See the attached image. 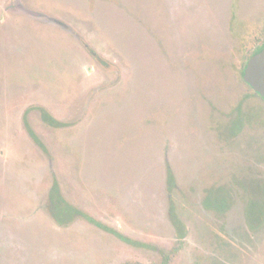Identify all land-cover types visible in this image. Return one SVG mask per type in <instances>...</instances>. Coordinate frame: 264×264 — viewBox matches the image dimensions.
Here are the masks:
<instances>
[{
  "label": "rangeland",
  "instance_id": "374dc122",
  "mask_svg": "<svg viewBox=\"0 0 264 264\" xmlns=\"http://www.w3.org/2000/svg\"><path fill=\"white\" fill-rule=\"evenodd\" d=\"M261 38L264 0H0V264H264Z\"/></svg>",
  "mask_w": 264,
  "mask_h": 264
},
{
  "label": "trees",
  "instance_id": "16d2710c",
  "mask_svg": "<svg viewBox=\"0 0 264 264\" xmlns=\"http://www.w3.org/2000/svg\"><path fill=\"white\" fill-rule=\"evenodd\" d=\"M261 40L263 41L262 44H261V46H257V47H255L254 49H252L251 52H248L247 54L244 55V61L242 62V65H241V71H240L241 76L243 75V70H244V68L246 67V63H247V61L250 59L251 56H253V55L256 54L257 52H259L260 49H261V47L264 45V39L261 38ZM248 50H249V49H247L246 52H247ZM253 94L256 95L255 93H253ZM32 137H33V136H32ZM33 138H34V137H33ZM34 140L36 141V138H34ZM167 182H168V186H169V188H171V187H172V184H173V178H172V174H171L170 172H168V174H167ZM55 197L58 199L57 192H55V193H53V194L50 195L51 201H52V200H56L55 202L59 203V202H58L59 200L55 199ZM52 205H53V207H54L56 204L54 203V204H52ZM250 205H251V204H250ZM250 205H249V207H250ZM212 206L215 207L216 210H220V209H222V207L224 208V206H223V202H222V199H218V198H217V199L214 201V203H213ZM65 208H66V210H68V211L70 210V211L72 212V215H73V216H75V217H82V218H84L85 220H87L88 222L93 223V224L97 225L98 227L102 228L103 230L110 232L111 234L115 235L116 237H118L119 239L123 240L124 242H126V243H130V244H133V245H135V246L137 245L136 243H134V242L131 241L130 239H128V238H126V237L120 235L117 231H115V230H113V229H110V228H108V227H105V226L100 225V224H99L98 222H96L94 219H92L91 217L85 215L84 213H81L79 210H75V209L71 208V207L68 206V205H67ZM70 211H69V212H70ZM170 213H171V221H172L174 227L176 228L177 232H178L179 234H181V225H180L179 222H176V220H175L174 217H173V207H172V206H170ZM248 213H249V211H248ZM250 216H254L253 213H252V211H251V213H250ZM54 219H55V218H54ZM252 221H254V220H252ZM59 222H60V221H59ZM254 222H255V221H254ZM254 224H255V223H254ZM180 236H181V235H180ZM166 262H167V260H166V256L163 255V263H162V264H166Z\"/></svg>",
  "mask_w": 264,
  "mask_h": 264
},
{
  "label": "water",
  "instance_id": "95a60500",
  "mask_svg": "<svg viewBox=\"0 0 264 264\" xmlns=\"http://www.w3.org/2000/svg\"><path fill=\"white\" fill-rule=\"evenodd\" d=\"M243 80L264 99V45L247 61Z\"/></svg>",
  "mask_w": 264,
  "mask_h": 264
},
{
  "label": "flooded vegetation",
  "instance_id": "af4514ba",
  "mask_svg": "<svg viewBox=\"0 0 264 264\" xmlns=\"http://www.w3.org/2000/svg\"><path fill=\"white\" fill-rule=\"evenodd\" d=\"M246 64H247V63H246ZM244 70H245V68H244ZM244 70H243V75H244ZM243 75L241 76V73H240V76H241L240 78H241V83H242V85L245 86L249 92H251L250 95H251L252 97H256V96L260 97L258 94H256V93L251 89V87H250L248 84H246V83L244 82V80H243ZM253 93H255L256 95H254ZM260 98H261V97H260ZM261 99H262V98H261ZM262 100L264 101V99H262ZM49 201H51L50 195H49V200H48V202H49Z\"/></svg>",
  "mask_w": 264,
  "mask_h": 264
}]
</instances>
